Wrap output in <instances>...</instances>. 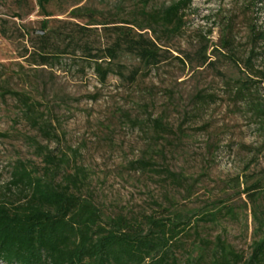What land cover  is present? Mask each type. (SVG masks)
<instances>
[{
  "label": "rangeland",
  "instance_id": "rangeland-1",
  "mask_svg": "<svg viewBox=\"0 0 264 264\" xmlns=\"http://www.w3.org/2000/svg\"><path fill=\"white\" fill-rule=\"evenodd\" d=\"M171 0H150L151 7ZM52 0L50 26L64 29L68 21L83 25L88 15L73 18L74 7L88 9L95 20L112 17L133 19L142 0ZM16 15V16H15ZM46 17L35 0H0V199L7 190L15 163L42 171L46 153L62 158V167L77 172L80 192L90 195L104 218L116 214L139 216L157 210V204L192 212L213 205L233 204L235 215L216 224H203L202 234L221 233L234 249L247 256L257 221L246 194H240L264 173V135L245 100L237 99L217 70H193L181 57L197 49L202 37L217 42L227 22L236 48L244 57L250 47V26L264 32V0H192L183 31L171 44L170 56L146 76L128 84L116 75L99 83L80 53L64 55L54 66L29 65L21 56L31 50L35 31ZM120 24V22H118ZM93 27V26H92ZM94 46L109 36L100 25L92 28ZM261 47V48H260ZM255 64L264 71V42ZM127 61V57H123ZM84 69L81 71L80 67ZM226 78L240 74L226 62L217 67ZM248 76H253L249 72ZM256 98L264 101V83ZM202 90L214 100L197 105ZM27 94L33 103V124L26 105L12 93ZM161 118L170 131L161 133L152 119ZM47 125L46 131L39 126ZM152 164L139 168L137 161ZM167 168L193 183L192 194L164 182L155 170ZM264 215V195L259 199Z\"/></svg>",
  "mask_w": 264,
  "mask_h": 264
},
{
  "label": "trees",
  "instance_id": "trees-1",
  "mask_svg": "<svg viewBox=\"0 0 264 264\" xmlns=\"http://www.w3.org/2000/svg\"><path fill=\"white\" fill-rule=\"evenodd\" d=\"M51 1L35 0L46 18L41 21L42 33L33 36L31 50L25 49L21 56L29 65L52 67L64 55L75 58L80 53L101 84L109 75L132 84L173 56L171 41L183 31L192 3V0H171L151 7L150 0H142L133 19L113 15L102 20L92 19L87 8L77 6L70 16L80 18L86 11L87 21L83 25L68 21L62 29L50 26ZM97 25L110 38L100 46H94L88 38ZM259 42H264V32L250 26V47L244 57L236 48L227 22L217 42L210 44L202 37L197 49L180 61L189 62L193 70L209 67L217 70L233 96L246 101L264 135V101L256 98L255 88L264 83V71L255 64L262 52L257 51ZM123 57L128 60L124 61ZM223 61L237 68L240 74L226 78L217 69ZM83 69L81 66L80 70ZM12 93L26 105L32 123L38 124L27 94ZM194 98L201 105L213 101L214 94L199 90ZM152 126L157 133L170 131L159 117L152 119ZM39 129L46 131V123ZM43 160L41 172L27 168L21 161L12 168L6 187L8 191L16 187V193L0 199V264H264V215L259 204L264 195V173L250 183L245 181L239 193L246 194L257 221L250 253L244 256L221 233L213 238L202 234L203 224H216L225 215L234 216L233 204L223 200L220 205L188 213L172 203L165 206L155 202L157 210L149 213L116 214L105 219L92 197L80 192V167L75 173L66 171L59 162L63 159L50 153L44 154ZM137 164L146 169L152 163L140 159ZM155 171L163 174L162 180L170 186L184 189L187 196L192 194L193 183H188L181 173L167 168Z\"/></svg>",
  "mask_w": 264,
  "mask_h": 264
},
{
  "label": "water",
  "instance_id": "water-1",
  "mask_svg": "<svg viewBox=\"0 0 264 264\" xmlns=\"http://www.w3.org/2000/svg\"><path fill=\"white\" fill-rule=\"evenodd\" d=\"M35 32H36V33H37V32H39V33H42V31H41V30H39V31H35Z\"/></svg>",
  "mask_w": 264,
  "mask_h": 264
}]
</instances>
